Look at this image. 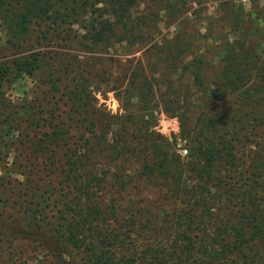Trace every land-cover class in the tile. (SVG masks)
Here are the masks:
<instances>
[{
	"label": "trees",
	"instance_id": "16d2710c",
	"mask_svg": "<svg viewBox=\"0 0 264 264\" xmlns=\"http://www.w3.org/2000/svg\"><path fill=\"white\" fill-rule=\"evenodd\" d=\"M186 3L0 0L8 43L21 48L7 57L0 46V166L7 169L0 176V205L16 183L11 173L23 174L27 160L39 161L44 173L41 188L30 181L17 196L27 228L4 218L0 233L38 241L50 264H264V27L240 6L210 20L227 31L205 35L219 46V67L207 73L191 50L185 63L190 87L161 101L159 78L171 75L174 58L198 46L182 32L132 58L126 84L111 89L119 114L96 108L97 88L74 83L63 94L70 114L47 132L45 119L24 117L27 109L20 113L31 101L7 98V86L43 66L21 44L40 20L53 18L55 32L70 37L56 19L79 14L86 47L107 50L140 46L160 14L176 21ZM82 111L91 116L80 118ZM160 112L177 119L173 138L155 129ZM99 122L118 128L107 138ZM82 125L93 128L90 136L78 133Z\"/></svg>",
	"mask_w": 264,
	"mask_h": 264
},
{
	"label": "rangeland",
	"instance_id": "374dc122",
	"mask_svg": "<svg viewBox=\"0 0 264 264\" xmlns=\"http://www.w3.org/2000/svg\"><path fill=\"white\" fill-rule=\"evenodd\" d=\"M186 6L188 8L186 13L176 21H171L164 14H160L155 31L147 34L144 43L140 46L136 43L128 47L122 43L121 45L115 44L107 50L86 47L80 35L83 33V29L80 27L81 16L79 14L71 13L66 17V20L56 19L62 23L61 28L71 34L70 37L66 35L65 31L55 32L54 29L59 23H55L53 18L40 20L35 26L31 25L34 33L21 44L22 48L28 47L24 54L31 55L30 58L37 57L43 66L32 78L25 77L7 86V98L14 102H22L24 98L31 101L33 105L23 106L19 109L20 113L23 114L24 109H27L24 117L31 115L39 122L45 119L43 131L47 132L54 128L55 122L67 119L70 114L67 112V99L63 94L66 87L74 83L85 84L94 90L97 88L98 91L92 93L91 100L96 108L108 114H119L122 112L120 101L116 98L115 91L111 89L120 86L121 83L122 85L126 84L128 77L124 76L127 68L134 63H130L132 58L140 57L151 44H160L162 40L173 37L177 32H182L187 40L198 44L197 48L189 47L183 57L178 56L172 60L170 66L173 72L171 75L168 73L159 78L156 94L158 100L161 101L190 87V76L186 71L185 63L191 58L189 55L191 50L196 57L204 61L207 73L219 67L220 63L217 59L219 46L216 41L206 40L205 35L208 33L213 37H221L227 33L224 27L221 28L220 23L210 24V20L221 18L225 7L240 6L256 26L264 27V6L258 1L242 6L235 0H187ZM36 33L39 34V37L35 35ZM75 35L77 37H74ZM8 39L6 29L0 24L2 54L7 57L18 55L21 48L17 49L10 45ZM167 76L169 79L165 78ZM82 79H85L86 82ZM53 84L59 88V91L52 89ZM86 113L89 117L91 116V112L83 111L77 115L83 118ZM156 116L158 122L155 129L159 133L173 138L178 132L177 119L163 112L156 113ZM101 124L103 122L97 123V126L105 132L107 138L112 137L115 129L118 128L110 123ZM31 130L33 133L34 125ZM92 132L93 128L86 125H82V128L78 129V133L84 136H90ZM32 135L28 138L33 139ZM177 148L182 156L186 155L184 143L179 139H177ZM60 151L63 152L62 149ZM26 154L24 151L20 156L23 157ZM8 164L10 165V163ZM40 166L39 161L31 159L26 161V170L23 171V174L11 173L12 178H16V183H12L7 189L8 192L5 196L8 198V202L5 201L0 205V219L15 221L20 227L27 228L29 217L19 209L17 196L24 191L25 184L30 181L35 184L34 186L38 184L41 188L44 173ZM6 171L5 167L0 166V176L6 177ZM15 218L17 219L14 220ZM32 228L34 230L37 228L35 223L32 224ZM50 261L51 258L38 241L0 233V264H50Z\"/></svg>",
	"mask_w": 264,
	"mask_h": 264
},
{
	"label": "built area",
	"instance_id": "2783aa9c",
	"mask_svg": "<svg viewBox=\"0 0 264 264\" xmlns=\"http://www.w3.org/2000/svg\"><path fill=\"white\" fill-rule=\"evenodd\" d=\"M240 3L242 6L250 5L254 1H258L260 4L264 6V0H235Z\"/></svg>",
	"mask_w": 264,
	"mask_h": 264
}]
</instances>
